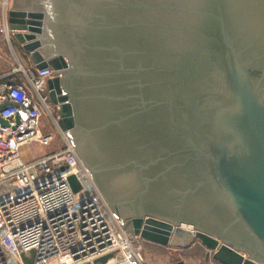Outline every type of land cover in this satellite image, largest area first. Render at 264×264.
<instances>
[{"label": "water", "instance_id": "95a60500", "mask_svg": "<svg viewBox=\"0 0 264 264\" xmlns=\"http://www.w3.org/2000/svg\"><path fill=\"white\" fill-rule=\"evenodd\" d=\"M9 24L130 237L264 264V0H13Z\"/></svg>", "mask_w": 264, "mask_h": 264}, {"label": "built area", "instance_id": "2783aa9c", "mask_svg": "<svg viewBox=\"0 0 264 264\" xmlns=\"http://www.w3.org/2000/svg\"><path fill=\"white\" fill-rule=\"evenodd\" d=\"M13 0H0V36L11 40ZM52 69L21 64L0 78V264H145L130 237L58 126L49 100ZM57 140L55 153L25 161L23 148ZM82 189L73 193L68 179Z\"/></svg>", "mask_w": 264, "mask_h": 264}, {"label": "rangeland", "instance_id": "374dc122", "mask_svg": "<svg viewBox=\"0 0 264 264\" xmlns=\"http://www.w3.org/2000/svg\"><path fill=\"white\" fill-rule=\"evenodd\" d=\"M22 58V57H21ZM8 62V63H7ZM25 63V62H24ZM5 68L3 71L10 73L15 67H18L16 56L8 50V60L5 59ZM55 108V107H54ZM55 114H58L57 108ZM59 150L57 140L51 141L48 145L34 143L23 148L22 157L25 161H32L37 158L55 153ZM138 244L142 247V254L145 264H218L213 260L206 262L207 250L200 244L196 243L189 249H175L171 247H162L142 239H138Z\"/></svg>", "mask_w": 264, "mask_h": 264}, {"label": "crops", "instance_id": "0c3cea01", "mask_svg": "<svg viewBox=\"0 0 264 264\" xmlns=\"http://www.w3.org/2000/svg\"><path fill=\"white\" fill-rule=\"evenodd\" d=\"M8 50L11 51L14 56H16L18 65L21 64L25 68H29L32 66V61L23 52L20 45H18L14 40H10L9 42L4 36H0V78L5 76L4 73H7L3 71V69L6 67L5 59L8 60Z\"/></svg>", "mask_w": 264, "mask_h": 264}, {"label": "flooded vegetation", "instance_id": "af4514ba", "mask_svg": "<svg viewBox=\"0 0 264 264\" xmlns=\"http://www.w3.org/2000/svg\"><path fill=\"white\" fill-rule=\"evenodd\" d=\"M55 109H56V107L55 108L53 107L54 112L56 111Z\"/></svg>", "mask_w": 264, "mask_h": 264}]
</instances>
